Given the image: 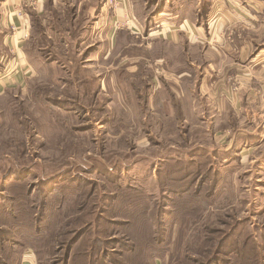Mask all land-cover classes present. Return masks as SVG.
Wrapping results in <instances>:
<instances>
[{"label":"rangeland","instance_id":"374dc122","mask_svg":"<svg viewBox=\"0 0 264 264\" xmlns=\"http://www.w3.org/2000/svg\"><path fill=\"white\" fill-rule=\"evenodd\" d=\"M2 1L0 264H264V0Z\"/></svg>","mask_w":264,"mask_h":264},{"label":"crops","instance_id":"0c3cea01","mask_svg":"<svg viewBox=\"0 0 264 264\" xmlns=\"http://www.w3.org/2000/svg\"><path fill=\"white\" fill-rule=\"evenodd\" d=\"M49 1L56 3L59 0H4L2 1V8L5 9L4 17L6 20V24L9 25L12 28V30L15 32L16 34L15 37L17 39L19 38L22 39L24 37V32L27 30H30L31 13L34 12V13L41 14L45 9V5H47ZM96 1L98 2V6L100 5L99 7L103 6L101 4H104L103 2H105L104 0H96ZM202 3L203 1L201 2V6H202ZM120 5L121 6H118L115 8V10H113L114 12L113 16L115 17V21L118 20V21L125 22L126 21V1L120 3ZM166 5L165 6L163 5V6L166 8ZM102 11H109L108 6L104 5V7H102ZM105 13L108 14L109 12H105ZM168 14H172V13L169 12ZM173 15L174 17L178 16L177 13ZM20 42L18 43L16 42V45H14V47L18 49ZM252 58H253V61H255L254 66L259 67V66L264 65V44L258 47L256 52L252 55ZM251 89H253V87H249V89H246L244 92V95L249 94L250 96L252 94ZM260 127L261 126H255L253 130L244 132L245 136H250L253 140L248 145L249 148L244 147L243 149L244 151L242 152V153H245V151H247L246 154L248 157L249 155L251 156L252 150L256 149L257 147H259L258 145H261L264 142V126L261 128ZM244 134H242V136L241 134H239V136L235 138V143H236L237 138L238 139L240 138L241 140L239 139L240 140L239 142H241ZM242 144H245V142H243ZM34 258H35L34 253L27 252L26 254H24L23 261L26 264H35Z\"/></svg>","mask_w":264,"mask_h":264},{"label":"trees","instance_id":"16d2710c","mask_svg":"<svg viewBox=\"0 0 264 264\" xmlns=\"http://www.w3.org/2000/svg\"><path fill=\"white\" fill-rule=\"evenodd\" d=\"M39 222H37V223H39L40 224V220H38ZM32 223V222H31ZM32 226V225H31ZM33 226L34 227H32L33 228V231H34V233H33V235L35 236V237H37L38 235H36V234H39V233H41V229L39 228V226H38V224L36 225V219H35V222L33 223ZM78 234V233H77ZM76 233H75V235L71 238V240H70V242H69V247L67 248V250H66V253H65V257L67 258L68 256H70V253H71V249H72V244L73 243H75L77 240H78V236H79V234L77 235ZM66 258H65V260H64V264H67V261H66ZM214 262V261H213ZM213 262H209L210 264L211 263H213Z\"/></svg>","mask_w":264,"mask_h":264},{"label":"built area","instance_id":"2783aa9c","mask_svg":"<svg viewBox=\"0 0 264 264\" xmlns=\"http://www.w3.org/2000/svg\"><path fill=\"white\" fill-rule=\"evenodd\" d=\"M121 3V0H106V5H111V4H114V6L116 7V6H118V4H120ZM129 21V20H128ZM125 23H126V21H125ZM30 34V31L29 30H27L26 31V36L27 35H29Z\"/></svg>","mask_w":264,"mask_h":264}]
</instances>
